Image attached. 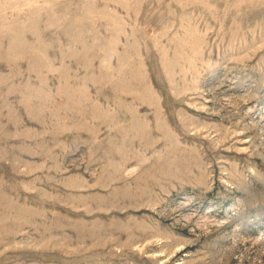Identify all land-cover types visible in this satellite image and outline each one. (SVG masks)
Returning a JSON list of instances; mask_svg holds the SVG:
<instances>
[{
	"label": "rangeland",
	"instance_id": "1",
	"mask_svg": "<svg viewBox=\"0 0 264 264\" xmlns=\"http://www.w3.org/2000/svg\"><path fill=\"white\" fill-rule=\"evenodd\" d=\"M0 264H264V0H0Z\"/></svg>",
	"mask_w": 264,
	"mask_h": 264
}]
</instances>
